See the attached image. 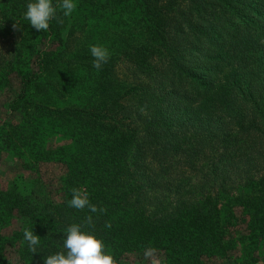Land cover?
<instances>
[{"label": "trees", "instance_id": "1", "mask_svg": "<svg viewBox=\"0 0 264 264\" xmlns=\"http://www.w3.org/2000/svg\"><path fill=\"white\" fill-rule=\"evenodd\" d=\"M30 2L0 0V89L13 91L0 149L20 170L0 189V264L66 253L74 223L119 264L148 249L159 264H224L235 244L259 264L264 0H74L68 16L52 0L46 32ZM92 45L110 52L101 70ZM73 188L105 211L70 207Z\"/></svg>", "mask_w": 264, "mask_h": 264}, {"label": "clouds", "instance_id": "2", "mask_svg": "<svg viewBox=\"0 0 264 264\" xmlns=\"http://www.w3.org/2000/svg\"><path fill=\"white\" fill-rule=\"evenodd\" d=\"M58 7L64 16H68L76 8V4L74 0H61ZM24 17L36 31L46 32L49 30L50 21L57 19V6L53 5L52 0H35V2L27 4ZM14 27L16 26L14 25ZM90 53L93 57V67L97 70H101L102 66L110 59L109 50L103 46L92 45ZM71 192L72 198L68 201L70 207L81 211L87 208L91 213H103L105 211L104 208H98L92 204L85 191L73 188ZM84 226H95L92 216L85 218ZM105 227L111 228V224L106 223ZM66 233L63 242L66 253L58 251L49 255L44 258V264H119V261L112 255L104 253L105 245L103 241L91 233L82 231V225L74 223L66 229ZM23 237L31 253L38 252L37 246L40 244V238L34 234L33 229H24ZM152 255L153 249H148L145 252L146 257ZM152 264H159V261L153 259Z\"/></svg>", "mask_w": 264, "mask_h": 264}, {"label": "rangeland", "instance_id": "3", "mask_svg": "<svg viewBox=\"0 0 264 264\" xmlns=\"http://www.w3.org/2000/svg\"><path fill=\"white\" fill-rule=\"evenodd\" d=\"M123 22H125L124 29H127V20L126 17H122ZM121 26L120 24H118ZM119 67H117V73L120 77L127 74V69L122 64H118ZM13 94L12 90H9L8 88L0 89V115L3 113V104L6 102V100ZM17 158L15 154H12V152L7 150H1L0 149V189L4 188L9 184L16 175L20 172V170L17 169ZM139 256V257H138ZM264 257V245L260 247V250L258 252V258H259V264H262V258ZM143 258H148L147 260L152 261L153 257H146L137 255L134 259H132L131 264H137L140 263ZM138 259H140V262H138ZM242 261V255L241 250L239 248V245L235 244L231 251V258L225 259L224 264H241Z\"/></svg>", "mask_w": 264, "mask_h": 264}]
</instances>
